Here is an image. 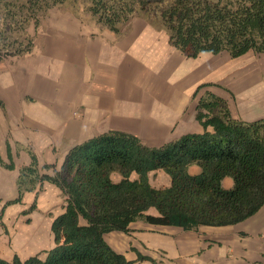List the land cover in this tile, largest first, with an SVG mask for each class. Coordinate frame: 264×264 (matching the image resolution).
<instances>
[{"label": "trees", "instance_id": "16d2710c", "mask_svg": "<svg viewBox=\"0 0 264 264\" xmlns=\"http://www.w3.org/2000/svg\"><path fill=\"white\" fill-rule=\"evenodd\" d=\"M65 3L117 35L142 18L164 29L170 43L189 57L264 53V0H0V60L31 53L29 27H39L50 9ZM0 106L5 108L1 98ZM197 120L203 132L184 134L160 147L125 131L104 132L74 145L60 169L41 165L29 150L32 161L20 168L18 196L6 205L22 203L26 192L38 193L48 181L67 196L65 209L53 220L54 246L45 257L23 260L15 254L10 261L0 257V264H136L110 246L107 232H129L137 220L197 230L255 215L264 206V118H235L227 100L208 91L198 98ZM7 151L9 161L0 154V164L15 169L9 142ZM191 165L201 171L190 173ZM44 169L54 173H42ZM155 170L167 173L170 185L153 186L149 175ZM226 177L234 181L231 188L223 186ZM151 207L159 214H148ZM145 259L158 264L139 254L138 260Z\"/></svg>", "mask_w": 264, "mask_h": 264}, {"label": "crops", "instance_id": "0c3cea01", "mask_svg": "<svg viewBox=\"0 0 264 264\" xmlns=\"http://www.w3.org/2000/svg\"><path fill=\"white\" fill-rule=\"evenodd\" d=\"M104 33L81 39V52L72 54L77 61V66H72L73 76H62L58 88L52 74L43 77L27 64L15 63L0 72V98L5 103V108L0 106V153L8 162L9 142L16 165L11 170L0 164V210L5 199L18 196L20 168L32 161L30 147L40 164L62 163L74 145L111 130L135 134L147 145L160 147L184 134L204 131L197 120V101L208 91L226 99L233 116L240 119L225 94L208 88L212 85L207 81L215 68L212 60L199 61V56L207 53L189 57L170 43L168 34L164 36L151 28H135L124 35ZM233 80H242L237 86L257 97L253 85L244 83L248 80L243 74ZM203 84L206 86L201 90L205 92L195 98V91ZM27 96L34 100H27ZM189 171L197 174L201 168L191 165ZM137 177L136 173L132 175L133 179ZM113 178L118 181L120 176ZM149 178L155 187L171 183L163 170L151 172ZM44 188L45 194L51 196L64 194L48 181ZM42 194L38 197L41 208ZM35 196L36 191H28L23 204L11 208L22 210V205L31 203ZM8 212L11 211L7 209ZM147 213L159 214L155 207ZM53 220L49 228L40 222L14 235V249L8 248L9 238L0 227V257L10 261L17 254L25 260L49 248ZM105 239L116 252L136 264H154L138 260L139 254L160 264H264V206L233 225H202L197 230H185L137 220L130 224L129 232L110 231Z\"/></svg>", "mask_w": 264, "mask_h": 264}, {"label": "rangeland", "instance_id": "374dc122", "mask_svg": "<svg viewBox=\"0 0 264 264\" xmlns=\"http://www.w3.org/2000/svg\"><path fill=\"white\" fill-rule=\"evenodd\" d=\"M135 28H151L161 31L164 36L167 35L164 29L153 26L142 18H135L132 23L127 26L122 35ZM28 31L34 37L33 51L22 56H8L0 60V72H6L12 67L10 65L15 63L27 64L37 69L38 74L43 77H46V74L47 76L52 74L54 84L58 88L62 83V76H73L72 66H77V61L73 58L72 54L81 52V39L105 35L104 32L110 30L101 27L90 18L82 16L81 12H75L71 4L65 3L50 9L42 18L39 27L32 24ZM199 59L200 62L207 61L208 63L212 60L215 70L213 77L209 78L207 81L212 85L208 88L225 94L230 99L234 112L240 115V119L258 120L264 118V53L251 51L238 58H233L227 52L218 55L207 53L200 55ZM237 74H243L246 79H249L253 83L254 88H256L257 97L247 95V90L244 87L237 86L239 83L243 82L241 80L236 83L235 80H233L234 76ZM205 90L206 89L201 90L199 94L201 95ZM259 93L261 94L259 95ZM26 98L29 101L34 100L31 96H27ZM29 150H32V148L30 147ZM62 164L63 161L59 164L54 163L57 169H60ZM41 172L53 174L54 169H44ZM223 185L224 187L229 186V188H231L233 186V179L228 177ZM40 192H44V194H42L43 196L41 195L42 198L40 197V202L43 205L42 208L38 206ZM12 199L14 198L5 199L3 201L5 211L2 219L3 225L0 224L5 235L9 238L7 245L9 249H14V235L28 231L36 223L39 224L41 222V226H47V228H49L50 221L64 211L67 196L65 194H60L55 197L45 194L43 183L35 199L26 206L22 205V210L14 211L13 208H11V206L18 203L6 205V202ZM35 201L37 203L36 208L31 209ZM55 201H57L56 204H54ZM21 204H23V202ZM7 209L11 212L6 213ZM1 211L2 209L0 213ZM53 246L54 238L52 234L50 247L42 249L39 254L45 257V252Z\"/></svg>", "mask_w": 264, "mask_h": 264}, {"label": "bare ground", "instance_id": "6f19581e", "mask_svg": "<svg viewBox=\"0 0 264 264\" xmlns=\"http://www.w3.org/2000/svg\"><path fill=\"white\" fill-rule=\"evenodd\" d=\"M246 80H248V81H245V82H244L245 84H246V83H247V84L251 83V84L253 85V83H252L249 79H246ZM255 89H256V88H254V86H253V89H252V90L255 91ZM257 93H258V92H257Z\"/></svg>", "mask_w": 264, "mask_h": 264}]
</instances>
